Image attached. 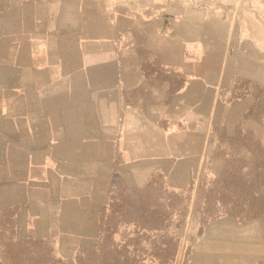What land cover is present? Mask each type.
<instances>
[{
  "label": "crops",
  "instance_id": "crops-1",
  "mask_svg": "<svg viewBox=\"0 0 264 264\" xmlns=\"http://www.w3.org/2000/svg\"><path fill=\"white\" fill-rule=\"evenodd\" d=\"M263 97L264 0H0V236L86 264L118 207L203 188Z\"/></svg>",
  "mask_w": 264,
  "mask_h": 264
},
{
  "label": "rangeland",
  "instance_id": "rangeland-1",
  "mask_svg": "<svg viewBox=\"0 0 264 264\" xmlns=\"http://www.w3.org/2000/svg\"><path fill=\"white\" fill-rule=\"evenodd\" d=\"M246 127L214 157L203 188L150 189L118 207L110 236L84 253L86 264H259L264 247L218 233V222L264 206V97ZM260 136V138H259ZM259 161V163H258ZM251 212V213H253ZM242 213V214H241ZM239 219V218H238ZM244 224L250 220H239ZM247 224V223H246ZM264 228V222L259 224ZM0 237V264L6 239Z\"/></svg>",
  "mask_w": 264,
  "mask_h": 264
},
{
  "label": "trees",
  "instance_id": "trees-1",
  "mask_svg": "<svg viewBox=\"0 0 264 264\" xmlns=\"http://www.w3.org/2000/svg\"><path fill=\"white\" fill-rule=\"evenodd\" d=\"M256 208H257L256 211L253 212V210H250L249 212L246 213V215H244L246 220L258 218L264 221V206L257 205ZM0 237H5V235H2ZM6 241H7L5 245L6 250L4 251L5 261H11L12 263H15V264H23V261L28 258L27 253L20 251V248H21L20 244L14 245L12 242H8V239H6ZM259 264H264V260L261 261Z\"/></svg>",
  "mask_w": 264,
  "mask_h": 264
}]
</instances>
